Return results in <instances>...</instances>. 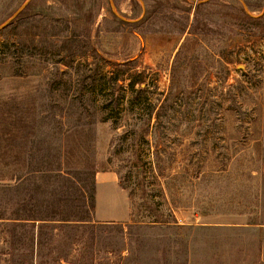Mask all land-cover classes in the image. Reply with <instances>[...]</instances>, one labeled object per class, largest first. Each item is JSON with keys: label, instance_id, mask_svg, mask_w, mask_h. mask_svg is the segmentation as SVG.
<instances>
[{"label": "rangeland", "instance_id": "374dc122", "mask_svg": "<svg viewBox=\"0 0 264 264\" xmlns=\"http://www.w3.org/2000/svg\"><path fill=\"white\" fill-rule=\"evenodd\" d=\"M0 264H264V0H0Z\"/></svg>", "mask_w": 264, "mask_h": 264}, {"label": "trees", "instance_id": "16d2710c", "mask_svg": "<svg viewBox=\"0 0 264 264\" xmlns=\"http://www.w3.org/2000/svg\"><path fill=\"white\" fill-rule=\"evenodd\" d=\"M130 86L132 87L133 86V82L130 83ZM59 173L57 174V176H59ZM178 177V175H175L173 178H176ZM172 178V177H171ZM169 178L167 180V187H168V184L172 181V179ZM86 198L88 199V201H86V203L89 204V207L91 210L94 209V193L93 191H90V193L88 195H86ZM173 203L171 204H175L174 202V199H172ZM58 213V210H55L54 213H52V215L48 212L46 215H37L38 217L35 218V220H38V221H42L43 224H47L46 222L48 220H53L54 218L51 219L52 216H59V219L58 220H63V221H67V220H76V219H69V217H75V215H67V213H61L59 215H57ZM77 220H82V219H77ZM14 222V221H13ZM165 224L169 225L170 222H165Z\"/></svg>", "mask_w": 264, "mask_h": 264}, {"label": "crops", "instance_id": "0c3cea01", "mask_svg": "<svg viewBox=\"0 0 264 264\" xmlns=\"http://www.w3.org/2000/svg\"><path fill=\"white\" fill-rule=\"evenodd\" d=\"M106 178H110V175H100V177H99V179H98V183H99V185L100 184H104L106 181Z\"/></svg>", "mask_w": 264, "mask_h": 264}]
</instances>
